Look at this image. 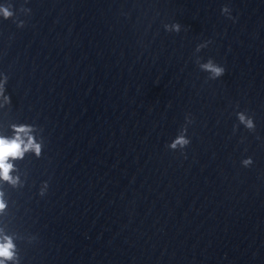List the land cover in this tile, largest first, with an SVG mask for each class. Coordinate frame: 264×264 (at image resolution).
<instances>
[{
  "label": "water",
  "instance_id": "obj_1",
  "mask_svg": "<svg viewBox=\"0 0 264 264\" xmlns=\"http://www.w3.org/2000/svg\"><path fill=\"white\" fill-rule=\"evenodd\" d=\"M6 3L0 134L25 122L44 138L15 162L21 187L0 181L21 264H264V0ZM240 110L254 132L233 131ZM186 113L185 158L166 145Z\"/></svg>",
  "mask_w": 264,
  "mask_h": 264
},
{
  "label": "clouds",
  "instance_id": "obj_2",
  "mask_svg": "<svg viewBox=\"0 0 264 264\" xmlns=\"http://www.w3.org/2000/svg\"><path fill=\"white\" fill-rule=\"evenodd\" d=\"M20 11L28 14L31 12L30 8L21 6ZM221 13L227 15L229 18L234 19L231 16V9L224 5L221 8ZM0 17L3 19H10L15 17V11L11 3L0 4ZM17 27H23L24 20H16ZM165 30L169 32H179L181 30V24L179 22L164 24ZM210 40H206L196 45V52H200L210 44ZM196 63L199 68L208 73L209 79H217L225 74V67L217 63L212 57H209L206 61H201L200 57H197ZM9 77L0 73V108L9 107L12 104L11 96L6 93V84ZM239 107V105H237ZM238 124L233 126L235 132L239 125H243L247 130L254 132L256 124L253 115L248 114L246 110H240L236 112ZM194 122V117L191 113L185 114V122L179 128L176 136L167 143L166 147L176 151L179 150L182 155H185L184 149L191 143V139L188 136V126ZM11 129L10 135L0 134V181H3L13 188L21 187L22 182L20 176L17 173L16 161L24 160L26 154L31 153L36 158L41 157L44 148L43 136H37V130L42 132L37 125L25 122H12L9 125ZM254 163L251 156L243 158L241 161L242 166L250 167ZM48 189V181H43L42 186L39 189V195L44 196ZM9 208V201L5 198V193L0 188V215L4 214ZM20 237L18 233H10L5 230L4 227H0V264H21L20 249L17 244V240ZM32 239H36L33 237Z\"/></svg>",
  "mask_w": 264,
  "mask_h": 264
}]
</instances>
